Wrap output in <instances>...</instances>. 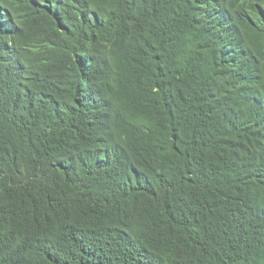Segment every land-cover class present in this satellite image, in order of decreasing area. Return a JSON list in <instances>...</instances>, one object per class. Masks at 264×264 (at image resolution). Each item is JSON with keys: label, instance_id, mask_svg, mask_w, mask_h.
<instances>
[{"label": "trees", "instance_id": "1", "mask_svg": "<svg viewBox=\"0 0 264 264\" xmlns=\"http://www.w3.org/2000/svg\"><path fill=\"white\" fill-rule=\"evenodd\" d=\"M0 264H264V0H0Z\"/></svg>", "mask_w": 264, "mask_h": 264}]
</instances>
